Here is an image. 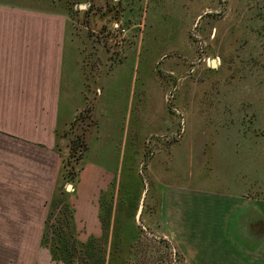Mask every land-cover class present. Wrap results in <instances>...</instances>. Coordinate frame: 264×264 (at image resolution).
Returning a JSON list of instances; mask_svg holds the SVG:
<instances>
[{"label": "rangeland", "instance_id": "374dc122", "mask_svg": "<svg viewBox=\"0 0 264 264\" xmlns=\"http://www.w3.org/2000/svg\"><path fill=\"white\" fill-rule=\"evenodd\" d=\"M46 1L66 11L80 48L66 53L76 68L64 93L81 107L58 131L47 193L22 187L0 195V264H57L41 245L55 192L62 204L51 222L60 219L69 234L73 264H107L116 241L120 264H264V227L245 226L244 210L229 214L228 230L207 225L190 237L179 219L161 218L159 205V185L168 180L201 196L264 203L255 198L264 192V0ZM124 60L119 71L105 67L106 80L98 77L101 64L115 68ZM114 75L119 79L109 82ZM122 155V179L134 183L120 195ZM39 184L26 190H44ZM67 201L75 211L72 235ZM115 223L116 235L106 236L104 226ZM134 224L138 233L129 237ZM197 239L221 250H195Z\"/></svg>", "mask_w": 264, "mask_h": 264}, {"label": "crops", "instance_id": "0c3cea01", "mask_svg": "<svg viewBox=\"0 0 264 264\" xmlns=\"http://www.w3.org/2000/svg\"><path fill=\"white\" fill-rule=\"evenodd\" d=\"M68 21L66 11L49 6L46 0H0V195L16 194V188L22 187L24 193L46 194V186L55 175L58 131L81 107H72L69 91L64 93V88L72 84L70 77L76 68L67 64L66 53L70 46L79 48ZM125 60L115 68L114 64H101L98 77L106 80L110 69L119 71ZM114 79L119 76L108 81ZM138 132L137 126L134 138ZM35 183L37 187L44 184L45 189L26 190ZM202 195L188 185L161 182V218L167 222L179 219V225L188 227L190 237L200 234L199 228L207 225L228 230L229 214L240 209L245 211L241 217L245 226L247 222L253 228L264 227V203L258 209L245 204L244 197ZM192 242L195 250H221L214 241ZM237 244L241 250L246 248L238 240Z\"/></svg>", "mask_w": 264, "mask_h": 264}, {"label": "trees", "instance_id": "16d2710c", "mask_svg": "<svg viewBox=\"0 0 264 264\" xmlns=\"http://www.w3.org/2000/svg\"><path fill=\"white\" fill-rule=\"evenodd\" d=\"M260 33L264 34V24L263 27H261ZM257 116V115H256ZM255 116V119H256ZM258 117V116H257ZM57 140H58V134H57ZM127 163L124 161L122 164V168H121V175H120V179H119V193L120 195L122 194L121 191L122 189L126 186L129 185L127 184L129 181L125 178V180H123V174L126 173V167ZM131 180V179H129ZM122 181L124 183H122ZM129 183H131V185L134 183L133 180H131ZM124 186V187H123ZM130 186V185H129ZM258 187L264 188V183L260 182L258 183ZM65 194L68 193L67 190L64 191ZM262 192L261 190H257V194L255 196V198L260 199V200H264V197H262ZM132 196H128V201L132 202L131 199ZM61 200H60V196L55 192L52 196V199L50 201L49 204V211L47 214V217L45 219V223H44V230H43V234L41 237V245L44 247H47L50 251L51 257L54 261H56V263H61L64 262V264H73V256H72V249H73V245H71V241L69 240V234L66 232L64 226L62 224H60V219L58 220L56 224L52 221V217L54 215V211L55 208H57L58 206H60ZM62 207V206H61ZM65 215H66V222L69 224V228L71 229V235L73 233H75L76 230V225H75V219H74V208L71 205L70 201L65 202L64 206L62 207ZM105 228V235L107 236L108 233L110 231H112L113 235H116L117 232V228L118 226L115 224H113L112 226H104ZM139 229V226L137 224H134L133 226H131V229L129 230L130 232H128L129 237H133L135 236L137 233L136 230ZM109 230V231H108ZM135 233V234H134ZM118 241L113 242V247L110 251L109 254V260L107 264H120V260H119V255H118ZM82 243L84 248H88V243H84V242H80Z\"/></svg>", "mask_w": 264, "mask_h": 264}, {"label": "water", "instance_id": "95a60500", "mask_svg": "<svg viewBox=\"0 0 264 264\" xmlns=\"http://www.w3.org/2000/svg\"><path fill=\"white\" fill-rule=\"evenodd\" d=\"M81 7H84L85 5L83 4H80ZM211 63L213 66L216 65V60L215 59H212L211 60ZM72 187V185H68L67 186V189L69 190L70 188ZM148 191V183L147 181L145 180V189L143 190L142 192V196H141V200H140V203L138 205V209H137V212H136V220L138 221L140 216H141V213H142V210H143V201H144V198L146 196V193Z\"/></svg>", "mask_w": 264, "mask_h": 264}, {"label": "built area", "instance_id": "2783aa9c", "mask_svg": "<svg viewBox=\"0 0 264 264\" xmlns=\"http://www.w3.org/2000/svg\"><path fill=\"white\" fill-rule=\"evenodd\" d=\"M114 28L121 34H124L126 32V28L120 22L114 23Z\"/></svg>", "mask_w": 264, "mask_h": 264}]
</instances>
